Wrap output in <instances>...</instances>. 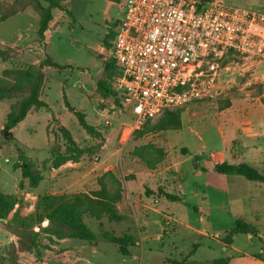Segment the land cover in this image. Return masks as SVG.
I'll return each mask as SVG.
<instances>
[{
    "label": "rangeland",
    "instance_id": "obj_1",
    "mask_svg": "<svg viewBox=\"0 0 264 264\" xmlns=\"http://www.w3.org/2000/svg\"><path fill=\"white\" fill-rule=\"evenodd\" d=\"M109 1L70 0L66 8L72 13L69 15L65 12L66 18L61 20L56 31H51L52 39L48 44H44L39 39L38 33H30L31 37H38L39 51H36L35 57L45 59L49 56L65 68L47 71L43 98L49 107L35 111L26 124L18 126L13 133L18 141L7 140L6 138L9 137L6 135L7 132L0 131L1 191L13 194L16 185L18 188L19 175L14 169V164L18 159L19 148L27 159L34 162H42L50 157L49 149L57 125L53 121L54 116L60 118L63 126L82 146L95 142L81 128L73 111L64 108V95L67 96L66 101L73 110L84 112L90 124L96 123L97 104L96 97H92V93L100 77L98 72L101 69V61L95 56V51H99V47L104 46L107 34L112 30L107 20L121 17L119 4L110 5ZM223 1L230 5L264 11V0ZM56 14L58 16V12ZM14 28L12 22L0 26V42L9 43L13 38L11 31ZM18 44L20 46L23 43ZM109 50L108 47L106 58L109 56ZM2 64L0 61V75L4 70ZM226 65L232 75L227 87L223 91L218 88L221 93H217L213 99L188 106V111L183 114L182 130L146 134L143 137L134 134L124 143L123 133L129 119L115 113V109L107 104L110 122L106 125L105 120L100 117L98 118L100 125L97 126L105 135L102 152L98 156H86L79 163L68 162L59 169H47L44 172L45 178L39 187L44 193L72 194L91 191L96 188L97 179L107 171L114 172L123 182L129 181L130 187L140 186L141 181H182L177 185L170 184L173 193H180V201L162 200L158 205L151 203L164 214L135 206L130 207V216L125 217L122 222H112L107 218L97 222L85 217L86 223L96 235L95 243L66 239V243L62 245L71 248L73 258L78 256L75 264H168L169 258L181 261L187 257L194 250L195 245H198V248L194 255L188 258L189 264H211L214 260L225 257L231 258L230 264H255L252 257L259 255L264 259L263 244L256 237L237 234L233 237L231 246H226L224 242L226 235L235 226L239 216L237 212L250 220L252 217L249 211L255 213L262 210L260 209L262 204L251 199L250 196L262 198L264 194V188H249L251 183L242 176L219 174L214 169L215 163L232 162L229 151L224 150V144L226 141L229 142L233 134L228 122L214 107L217 105L221 111L228 108L232 101L233 107L230 113L254 118L257 113L259 114V107L252 101L261 98L264 104L262 98L264 73L256 71L257 64L240 57H230ZM10 68L12 64L6 63L5 69ZM1 103L0 121L4 122L6 113L3 114L2 110L6 111V105L11 104L12 101ZM220 127L225 131L224 138ZM251 140L259 145L264 156V137L256 135ZM146 146H154L164 151L163 159L154 167L135 156L138 148ZM183 148H187L188 151L184 153ZM235 151L240 156L239 162H246L244 160L247 159L242 158L241 150L235 148ZM6 159L9 161L6 162ZM231 181H243L248 185L243 189L246 199L249 196L245 200L246 207L240 202L239 193L242 190L234 188ZM228 183L232 189L231 196L228 194ZM148 184L152 185L149 182ZM32 191H19V203L6 221L11 220L15 211L19 212L21 205H18L23 201L22 192ZM167 216L171 217L168 220L170 229L165 232L160 221ZM261 218V222L257 224L264 225V215ZM0 223L2 224L1 221ZM38 229L35 227L36 231ZM105 232H112L116 236L135 235L137 239L142 238L144 243L140 246H132L131 254L123 256L104 238ZM13 237L12 241L11 234L3 224L0 225V261L4 248L11 242H16V237ZM43 243L50 248L54 246L49 239H44ZM26 263L31 264L30 261ZM2 264L10 263L4 260Z\"/></svg>",
    "mask_w": 264,
    "mask_h": 264
},
{
    "label": "trees",
    "instance_id": "obj_2",
    "mask_svg": "<svg viewBox=\"0 0 264 264\" xmlns=\"http://www.w3.org/2000/svg\"><path fill=\"white\" fill-rule=\"evenodd\" d=\"M63 1L13 0L9 2L0 0V20L5 21L27 8H31L39 18L38 36L43 40L45 32L53 20V10L60 9L68 12L62 5ZM211 1L200 0L199 7ZM114 36L115 32L111 30L106 38L109 48L112 47ZM15 57L16 53L11 48L0 50V60L2 61H11ZM45 67L65 68V66L59 65L47 56L39 64L5 69L0 75V101H12L2 129L3 133L10 132L9 137L6 138L7 140L16 142L11 130L26 118L30 110L47 107V104L40 98L45 83ZM116 74L117 61L111 57L103 62L102 75L97 81L95 90L98 97L112 99L117 102L116 94L111 87V82ZM66 106L73 111L81 128L95 142L88 146H82L66 127L59 125L54 130V140L49 149L50 157L42 162L27 159L16 145L20 151L14 164V169L19 175V191L37 190L45 178L44 172L47 169H59L68 162L79 163L86 156H98L102 152L105 135L100 131L101 129L99 130L97 126L90 124L84 113L74 111L67 101ZM184 110L185 107L168 110L158 119L148 121L144 128L135 134L143 137L146 134L181 130ZM135 156L149 166L154 167L163 159L164 151L154 146H146L138 148L135 151ZM214 169L219 174L239 175L248 181L264 183V174L249 163L233 164L225 161L215 164ZM96 184L97 188L91 191L39 195L31 214L23 216L15 211L10 221L6 220L19 203L18 194H10L0 190V221L4 228L16 237L15 243L11 242L4 248L0 264L4 260H8L10 264H22L20 253L42 256L44 250L51 249L44 245V239H49L52 244H56L57 241L55 240L66 239H78L94 244L96 235L86 223L85 217H90L97 222H100L103 218H107L112 222L122 221L124 217L118 211V204L122 202L124 197L123 182L114 172L107 171L97 179ZM165 197L171 202L180 201V197L172 193H165ZM45 221L48 224L44 226ZM35 227L39 229L36 231ZM237 234H246L258 238L263 243L264 250V242L261 239L260 231L253 223L244 218H238L234 228L226 235L225 244L231 245L233 237ZM103 236L123 256L131 254L130 248L135 245L137 240L135 236L130 234L116 236L112 232H105ZM197 248L198 245H195L194 250L181 261L169 258L167 263L189 264L188 258L194 255ZM59 252L62 251L59 250ZM230 262L231 258L225 257L214 260L211 264H230Z\"/></svg>",
    "mask_w": 264,
    "mask_h": 264
},
{
    "label": "built area",
    "instance_id": "obj_3",
    "mask_svg": "<svg viewBox=\"0 0 264 264\" xmlns=\"http://www.w3.org/2000/svg\"><path fill=\"white\" fill-rule=\"evenodd\" d=\"M199 4L122 1L105 60L117 61L112 109L129 119L124 143L168 110L213 99L230 57L264 61V11L223 0Z\"/></svg>",
    "mask_w": 264,
    "mask_h": 264
},
{
    "label": "crops",
    "instance_id": "obj_4",
    "mask_svg": "<svg viewBox=\"0 0 264 264\" xmlns=\"http://www.w3.org/2000/svg\"><path fill=\"white\" fill-rule=\"evenodd\" d=\"M6 1L12 2L13 0H6ZM69 1L70 0H64L62 2V5L69 12V13L68 12L67 13L69 15H71L72 12L69 11L68 8H66V4ZM122 1L123 0H110L109 4L113 5V4L117 3V4H119V7H120ZM57 12H58V16L56 14ZM65 12H66L65 10H60V9L53 10V20L51 21L48 30L45 32L44 39L42 40L39 38L44 44H48L51 41V39H52L51 31L52 30L56 31L61 20L66 18ZM120 15H121V9H120ZM119 19H120V17H118L116 19L107 20L108 24H110L111 29L113 31H114V27H115V25ZM11 22L15 27L11 31V33L13 34V38H11L9 40V43L1 41L0 42V50H5L7 48H11L15 51L16 57L14 60H11V61L0 60L3 63L2 68L5 70V64L6 63H11L12 68L13 67H23L26 65L39 64L40 61L43 60L40 57H35L36 51L37 52L39 51V48H38L39 43L37 41V38L39 36L38 35H37L38 37L37 36H35V37L30 36L31 32L38 33L39 18L37 16V14L31 8H27L26 10L12 16L11 18H9L5 21L0 20V26L1 27L5 26V24H8V23L10 24ZM9 26H11V25H9ZM107 36H108V34H107ZM107 42L108 41L106 39L104 41V44H103L104 46H100L99 51H95V56L101 61V69L98 72L100 77L98 78V80L101 78L102 71H103V62H104L103 60H105V58H106L105 56H106L107 48H108ZM18 43H23V44H20V46H19ZM26 59H32V60L29 61ZM246 61H249V60H246ZM252 62L257 64L256 65V71H258L260 73L261 72L264 73V61H252ZM53 69L58 70L57 68H54V67H45L44 68L45 82L47 80V71L53 70ZM229 70H230V68L226 67L220 74L218 85H217L218 94L221 93V91H223L224 88H226L228 83L231 81L232 75L229 73ZM97 81H96V84L94 86L93 93H92V97H96V104H97L96 116H98V117L95 118L96 123L93 124L95 126L100 125V121L98 119L100 117H101V119L105 120V123L107 120H109L108 119L110 116L108 114L109 109H107L106 105L110 104L111 106H113V104H114V101L112 99H103V98H100L96 95L95 90H96V86H97ZM44 85H45V83H44ZM218 88L221 91H219ZM43 91H44V86H43L40 98L42 101H44L47 104L46 108H48L49 107L48 103L43 98ZM66 97L67 96L64 95V108L70 110L66 106ZM262 98H264V94L262 95ZM261 100H262L261 98H258L257 101H252V102H255L254 104H257V106L259 107V109H258L259 114L257 113L254 118L251 116H248V115L237 116V115H233L232 113H230V110L233 107L232 101H231V104L229 105L228 108H225L221 111L218 109L217 105L214 108L218 110L219 115L224 117V120H226V122H228V125H230L231 129L233 130V134H232L231 139L229 140V142L226 141V144H224V150L229 151L230 157L232 158V162H229V163H233V164L249 163V164L255 166L263 174L264 173V156L261 153L259 145H257V143L255 141L251 140L252 137L256 136V135L258 137H261V138L264 137V104L262 103ZM203 101H206V100H203ZM1 102H4V101H0V106H2ZM197 102H200V101H195V102L185 106V110L182 113V118H183V114L186 111H188L187 107L190 105L195 106L196 104H198ZM10 106H11V104L6 105L5 108H7V110L6 111L2 110L3 114L4 113H6V115L8 114V112L10 110ZM42 109H45V108H42ZM42 109L30 110V112L27 114L26 118L22 122H20L15 128H13L11 130L12 136H13V133H15V131L17 130L18 126L26 124L28 122V120H30V118L33 116L35 111L38 112L39 110H42ZM74 111H78V110L75 109ZM79 112H82V111H79ZM82 113H84V112H82ZM53 118H54L53 121H55L57 123L55 129L59 125L63 126V123L61 122L59 117L54 116ZM4 123H5V121L4 122L0 121V131H2V129L4 127ZM182 123H183V119H182ZM182 129H183V127H182ZM219 129L221 130L222 137L224 138L225 137V131H223V129H221V127ZM249 131H256V132H249ZM238 134H240L241 136H238ZM16 141H18V140L16 139ZM235 148H239L241 150L240 153H242V155H243L242 158L247 159V160H244L246 162H239L240 156L235 151ZM183 150H182L183 152L188 151L187 148H183ZM215 164H217V163H215ZM53 170H56V169H53ZM134 182H137V181H134ZM148 182L152 183V185L148 184ZM181 182L182 181H141L140 186L136 187V186L132 185L130 187L129 181H125V182H123L124 197H123L122 202L120 204H118V211L124 218L125 217L127 218L128 216H130V207L133 208L135 206H137L138 208H142V209L144 208L146 210H151V211L158 213V214H164V212L162 210L153 206L151 203L158 205L162 200H168L165 197V193H172V194L178 195L180 197V193L177 194V193L172 192L173 188L170 184L176 183V185H177V184H180ZM248 182L251 183L249 188H256V189L264 188L263 182H252V181H248ZM231 183L234 186V188H237L240 191L242 190L239 193V197L241 199L240 202H242V205L244 207H246L245 200H247L249 196L246 199V193L244 192L243 189L248 187V185H246L243 181H231ZM15 188H16L15 189L16 191L13 194H18L19 191H18L17 185ZM96 188H97V185H96ZM228 189H229L228 194L231 196L232 195V189H231V186L229 183H228ZM179 190L180 191L182 190L180 185H179ZM46 193H48V192H46ZM56 193H58V192H49V194H56ZM42 194H45V193L43 191H40L39 188L37 190H33L32 192H24V193L22 192L23 201H22V204L18 205V206L21 205L19 212L23 216H27V215L31 214L34 211L35 203L38 199V196L42 195ZM250 198L261 203L262 205H261L260 209H262V210L256 211L255 213H253V211H249L250 216L252 217V218H250V220L248 218H245L242 213L237 212L239 214L238 218H244L247 221L256 225L260 231L261 239L264 242V225L257 224V223L261 222V219H262L261 217L264 215V210H263L264 209V194H262V198H259V197L254 196V195H251ZM180 199H181V197H180ZM231 202H232L231 204H233V201H231ZM237 207L240 208V206H237ZM170 219H171V217L167 216L166 219H162L160 221L161 226L165 232L169 231L168 229H170V223L168 221ZM252 219H254V220H252ZM122 221H120V222H122ZM47 224H48V222L46 221L45 225H47ZM0 225H2V224L0 223ZM164 227H166V228H164ZM11 237H12V241H13L14 237L12 235H11ZM139 239L136 240L134 246H140V245H142V243H144V240H142V238L140 240ZM56 241H57L56 244H54V246H52L51 250H46L40 259L35 254L20 253V262L22 264H29V263H26V261H30L31 264H75L78 260L77 259L78 256H75L73 258L71 256V252H72L70 250L71 248L70 247H62V245L65 244L66 241L65 240H56ZM231 245H229V246H231ZM226 246H227V244H226ZM59 250H61L62 252H59ZM25 257L28 260L25 259ZM252 258H253V262L255 264H264V259L261 258L260 255L258 257L253 256Z\"/></svg>",
    "mask_w": 264,
    "mask_h": 264
},
{
    "label": "water",
    "instance_id": "obj_5",
    "mask_svg": "<svg viewBox=\"0 0 264 264\" xmlns=\"http://www.w3.org/2000/svg\"><path fill=\"white\" fill-rule=\"evenodd\" d=\"M10 132H7V134L6 135H8Z\"/></svg>",
    "mask_w": 264,
    "mask_h": 264
}]
</instances>
